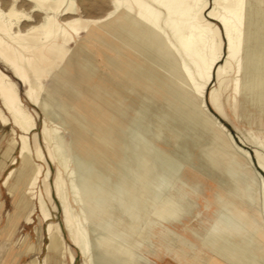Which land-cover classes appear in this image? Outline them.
<instances>
[{"label":"bare ground","instance_id":"obj_1","mask_svg":"<svg viewBox=\"0 0 264 264\" xmlns=\"http://www.w3.org/2000/svg\"><path fill=\"white\" fill-rule=\"evenodd\" d=\"M95 9L103 12L91 16ZM96 51L120 87L98 74ZM0 63L11 73L0 68V124L13 125L0 154V174L8 162L20 163L9 167L1 186L13 197L19 217L30 223L35 205L39 222L47 223L45 255L38 259L40 238L38 246L33 243L27 250L35 257L26 264H72L74 255L38 189L42 181L50 198V171L43 173L33 159L34 153L38 161L45 157L38 144L31 148L36 122L14 80L27 102L43 112L42 137L57 165L53 190L83 264H95L88 227L105 209L101 194L112 188L113 177L121 179L113 185L124 193L122 204L136 209L127 217L144 219L145 227L193 217L196 200L208 190L187 176L186 167L213 178V203L228 212L234 225L225 232L216 223L218 234L215 230L207 236L201 249L171 235L179 259L188 264H264L263 257L257 259L232 238L247 218L261 223L256 238L264 247V134L236 128L237 138L252 144L254 159L217 115L229 120L220 100L224 94L236 117L244 118L239 108L245 109L250 123L247 106L258 110L259 122L264 114V0H0ZM126 90L168 122L153 118L143 105L131 107ZM168 129L173 139L166 136ZM186 129L195 135V151L182 134ZM198 130L210 139L203 143ZM65 133L69 149L63 145ZM163 136L167 148L161 146ZM77 173L84 198L75 185ZM255 206L258 220L251 219ZM41 231L36 227L39 237ZM96 241L99 258L110 254V259L102 258L114 264L115 248L98 235ZM132 254L130 249L127 262Z\"/></svg>","mask_w":264,"mask_h":264},{"label":"rangeland","instance_id":"obj_2","mask_svg":"<svg viewBox=\"0 0 264 264\" xmlns=\"http://www.w3.org/2000/svg\"><path fill=\"white\" fill-rule=\"evenodd\" d=\"M102 12H103L102 10L95 9V10H92L90 14L91 16H97V15H100ZM95 53H96V62L99 65L98 74H100L102 78L106 79L107 81L112 83L114 86L120 87L117 80L113 77L110 70L104 64L101 54L98 51H96ZM0 67L3 70L6 69V72L10 74L9 70L3 64L0 63ZM214 74H216V70L214 71ZM214 78H215V75H214ZM229 83H230V79L228 78L225 81V84H229ZM16 85L20 93L22 102L28 108V110L32 113L35 119V122H36V127L34 131H32V133L29 135L31 148L34 151L35 145L38 144L40 148L42 149L44 153V157H45L44 160L38 161L34 153L33 159L36 163L42 166L43 173H45L47 168L50 171L49 178H48L49 187L51 189L50 198H48L45 195L44 185L42 181L39 183L38 189H40L44 194L45 201L51 212V216H52L51 221L59 225L60 231L62 233V237L65 243L70 247L74 255V262L72 264H83L82 257L78 249L72 245L70 238L67 234V231L64 228L62 214H61V207H60L58 200L56 199L55 192L53 190V181L56 176V169H57L56 166L57 165H55L56 163L50 159L48 152H47V146L44 143V140L42 137L43 136L41 132L42 126H43L42 120L44 119L43 112L37 106H34L30 104L29 102H27V100L25 99L23 95L22 87L20 86L18 82H16ZM211 86L213 85L211 84L210 87ZM126 92L130 94V96H127L126 100L128 104L131 105V107L137 106L138 104L143 105L146 109L149 110L153 118L168 122L167 118H165V116L160 114L156 110L155 107L151 106L149 103L142 102V100L137 95L133 93L131 94L127 90ZM220 100L222 102L225 101V107H226L229 120L227 121L226 118L223 117L219 113L217 114L218 117L220 119L222 118L221 119L222 122L236 136L237 142L240 145L244 146L246 149H248L252 153L253 158L255 159V154H254V149H253L252 144L246 141L241 142L237 138V135H239V133L237 132L236 128H238L242 133H245L246 130L252 127L253 131L257 135H262L264 134V114L261 117L260 122H259L258 121L259 120L258 110L255 109V107L247 106V108L251 110L249 112L251 114V118H253L251 119V122L249 123L248 122L249 113H247L245 109L239 108L240 109L239 113L242 112L245 115V117L238 118L233 114V111L230 109V106L226 102V94L220 96ZM240 104H241V101H240ZM254 121L256 122L255 124H254ZM170 125L173 126L172 124ZM12 127H13L12 124H8V125L0 124V154L5 149L7 145L6 143L7 140L10 139L11 137ZM185 131L186 132L182 131L183 132L182 134L185 135V141H187L189 146L192 147V150L195 151V149H197L198 147V145H195V140H196L195 135L190 130L186 129ZM165 134L168 138L173 139V134L171 133L170 129L165 131ZM198 134L199 135H196L197 138L201 140L203 143H205V141L210 139V136L205 134L202 130H198ZM166 136H163L165 138L162 137L161 139V146L164 148H167ZM240 136L243 138L242 135ZM63 145L65 148L67 146V149L71 147L69 135L66 133L64 135ZM18 149H19V146H17L14 156H17ZM76 154L78 155L77 152ZM8 164L9 165H7L5 172H3L2 175L0 174V188H1L0 264H26L33 257H35L34 253H27V250L31 247L33 243L36 246H38L40 238H41L40 247L41 246L42 247H41V251L38 253V259L41 260L43 256L45 255L46 244L48 242L47 234H46L47 223L39 222L40 221L39 220L40 211L39 209L36 208L35 205L31 207L34 210L32 214L30 215V218H31L30 223L27 222L25 217L18 216L19 210L13 205V199H12L13 197L11 196V194L8 193V190L5 187L1 186V184L4 178L3 176L10 169L9 167L11 168L18 167L20 163L18 161L17 164H11L9 162ZM185 173L191 179L200 180L203 183V186L205 187V189L208 190L204 198H201L200 200H196V202H198V205H197L198 207L193 217L190 219H187V217L185 216L181 218L180 220L174 221V222H167L166 220H164L165 223L151 222L145 227L142 224V222L144 223V219H140V221H137V220H134L133 218L131 220L129 217H127L128 213L135 214L136 209H133L131 207L132 204L130 203L125 202V204H122L123 202L121 199L123 198L124 193H122L123 191L121 189L119 188L117 189L115 188L116 186L113 185L114 182L117 184L121 183V179L119 178L115 179L113 177L110 180L112 181V184H111L112 188L105 189L103 193L101 194V197H102L101 202L103 203V208L105 209L102 210V212L100 211L98 213L97 218L95 220H92V219L90 220V226L88 227V230L90 231V234H91L92 250L94 253L95 264H105V262H107L108 264V261L104 260L102 257L109 258V259L111 258L110 254H105V253L101 255L102 259L99 258V252H98L99 247L96 241L97 235L103 238L105 244H107L108 246L112 248H115V251H116L115 256L116 254L117 256L115 257L116 262H114V264H127V263L128 264H188L187 263L188 260L185 263L181 259H179L180 257H178V252L175 249L176 241L173 240L171 235H175V238H178V237L185 238L188 244H192L194 247L201 249L205 247L206 241H208L207 236H211L212 233H215V232H216L215 234H218L217 232L218 230H216V226H215L216 223L219 224L223 230L225 229V232L227 231L226 229H229L231 227V225H234V219L230 221L229 217H227L228 212L227 213L224 212L221 205L218 206L215 203H213L215 201V193L213 189L209 190L210 187L217 186L216 182L213 181V178L211 176L210 178L208 175H204L202 173L200 174L198 171H196L192 167H186ZM105 175L106 174L102 176L104 177ZM76 177L77 178L75 181V185H77L76 187L78 191H80V194L84 198L85 188L84 186L81 185V181L79 182V179H81V176L79 173H77ZM251 193L253 194L254 199L258 200V196L254 194L253 192ZM234 194L237 196H241L238 193H234ZM249 202L251 205L254 204V202L251 203V200ZM255 207L251 209L252 211L251 219L255 218L258 220L260 217L259 210H258V207L256 208ZM229 221L230 223L231 222L233 223L230 224ZM107 223H110L112 225L110 226ZM141 225L142 227H140ZM211 225H213V227H211ZM257 226H261V223L257 225L253 223L252 220L244 218L242 221H240V223L235 228L236 229L235 234L233 235L232 238L238 239L236 241H238V243L241 242L242 244H244L245 249L247 248L246 250H248V252H251L252 254L257 255V257H259L257 259H261L260 257L264 258V247H262V245H260L257 241V238H256ZM36 227H41L43 231V232L41 231V237H39L40 235L36 232ZM131 228L140 230L139 231L140 233L137 234L135 230H131ZM191 229L194 230V232H190ZM144 234L148 237L146 239L147 241L143 240V238L145 237ZM219 235L225 236L224 232H220ZM149 239L152 240L151 241L152 243H150ZM147 243H149L148 246H147ZM129 248L132 250L133 254H132V257H130L129 262H127L128 251H130ZM208 255L212 257V254L210 253ZM211 260L212 259H210L209 262Z\"/></svg>","mask_w":264,"mask_h":264},{"label":"trees","instance_id":"obj_3","mask_svg":"<svg viewBox=\"0 0 264 264\" xmlns=\"http://www.w3.org/2000/svg\"><path fill=\"white\" fill-rule=\"evenodd\" d=\"M1 68V67H0ZM2 69V68H1ZM3 70V69H2ZM3 71H5L6 72V69L5 70H3ZM7 73V72H6ZM10 73V72H9ZM8 74V73H7ZM8 75H10L11 76V73L10 74H8ZM15 82H17L16 80H14Z\"/></svg>","mask_w":264,"mask_h":264}]
</instances>
